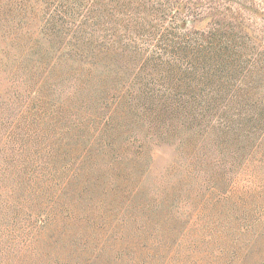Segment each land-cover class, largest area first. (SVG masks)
I'll list each match as a JSON object with an SVG mask.
<instances>
[{
	"label": "rangeland",
	"instance_id": "374dc122",
	"mask_svg": "<svg viewBox=\"0 0 264 264\" xmlns=\"http://www.w3.org/2000/svg\"><path fill=\"white\" fill-rule=\"evenodd\" d=\"M103 98L150 150L147 185L200 203L222 170L253 207L197 214L171 197L144 232L113 222L98 245L88 225L39 264H264V0H0V184L53 146L11 128L21 113Z\"/></svg>",
	"mask_w": 264,
	"mask_h": 264
},
{
	"label": "trees",
	"instance_id": "16d2710c",
	"mask_svg": "<svg viewBox=\"0 0 264 264\" xmlns=\"http://www.w3.org/2000/svg\"><path fill=\"white\" fill-rule=\"evenodd\" d=\"M121 101L113 107L105 98L92 106L87 100L61 101L48 114L29 111L18 116L19 123L11 128L28 135L46 132L48 139L42 134L41 141L53 146L42 149L45 159L40 165L24 155L22 165L31 166L29 174L21 168L19 172L13 170L11 180L0 184V264H39V256L51 254L46 252L45 242L55 245L60 237L88 225L96 229H92L96 232L94 238L89 239L98 245L106 239L113 222L118 236H124L119 226L127 222H134L144 232L147 224L156 221L153 212L175 196L180 199V209H186L191 199L197 214L250 209L252 191L222 170L205 182L210 188L205 194L195 189V194L201 195L200 203L192 198L194 192L183 197L181 186L147 185L150 150L145 145L137 146V137L128 136L129 132L119 127L118 111L127 110ZM51 162L52 168L48 166ZM109 209L118 212L114 215ZM123 214L121 223L114 221ZM74 227L77 230H72Z\"/></svg>",
	"mask_w": 264,
	"mask_h": 264
}]
</instances>
